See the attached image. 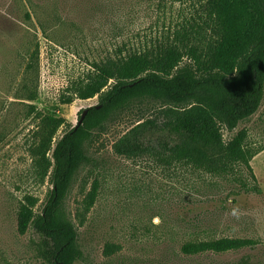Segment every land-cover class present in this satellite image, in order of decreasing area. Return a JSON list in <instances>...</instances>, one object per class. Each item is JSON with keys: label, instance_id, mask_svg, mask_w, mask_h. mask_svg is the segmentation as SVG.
Returning a JSON list of instances; mask_svg holds the SVG:
<instances>
[{"label": "rangeland", "instance_id": "obj_1", "mask_svg": "<svg viewBox=\"0 0 264 264\" xmlns=\"http://www.w3.org/2000/svg\"><path fill=\"white\" fill-rule=\"evenodd\" d=\"M206 3L0 0V264L45 262L42 235L33 227L21 234L18 222L27 197L38 199L35 210L42 212L53 189L44 177L46 161L36 153L43 134L39 115L77 126L81 113L98 104L97 97H74L95 61L210 38ZM27 91L38 98L26 100ZM153 105L138 102L112 118L87 149L90 160L65 202L83 250L76 264H264V99L237 129L224 130L225 142L247 130L252 172L231 161L224 145L149 126ZM124 136L155 151L120 156L114 144ZM95 180L98 196L81 225L77 214ZM221 237L257 244L223 254L182 251L188 241Z\"/></svg>", "mask_w": 264, "mask_h": 264}, {"label": "trees", "instance_id": "obj_2", "mask_svg": "<svg viewBox=\"0 0 264 264\" xmlns=\"http://www.w3.org/2000/svg\"><path fill=\"white\" fill-rule=\"evenodd\" d=\"M206 11L211 35L198 40V31L195 39L200 43H171L158 51L120 53L93 62L91 71L76 86L74 97H97L98 104L85 109L79 126L68 127L62 117L39 115L43 134L36 153L46 161L44 177H49L53 189L42 212L35 210L38 199L27 197L20 206L18 222L21 234L33 227L42 235L43 264H76L83 259L79 230L67 214L65 202L80 168L90 160L87 149L105 133L112 118L138 102L154 104V117L147 120L149 126L214 146L224 145L231 161L253 171L255 153L247 148V130L226 142L224 130L237 129L263 103L264 0H207ZM27 94L26 100L38 98L35 91ZM65 126L63 135L57 137ZM167 146L162 144V148ZM114 151L131 159L153 154L155 148L124 136L114 144ZM169 156L172 163L174 158ZM98 190L99 182L95 180L77 214L81 225L95 205ZM256 244L247 238L198 239L184 243L182 251L186 255L223 254Z\"/></svg>", "mask_w": 264, "mask_h": 264}, {"label": "water", "instance_id": "obj_3", "mask_svg": "<svg viewBox=\"0 0 264 264\" xmlns=\"http://www.w3.org/2000/svg\"><path fill=\"white\" fill-rule=\"evenodd\" d=\"M86 113H87V110L84 111V113H83V115H82V118H81V120L79 121V123L77 124V126H79V125L82 123V121H83V119H84Z\"/></svg>", "mask_w": 264, "mask_h": 264}]
</instances>
